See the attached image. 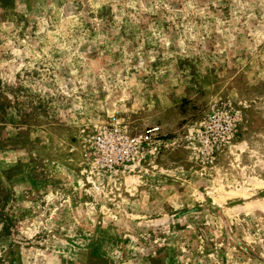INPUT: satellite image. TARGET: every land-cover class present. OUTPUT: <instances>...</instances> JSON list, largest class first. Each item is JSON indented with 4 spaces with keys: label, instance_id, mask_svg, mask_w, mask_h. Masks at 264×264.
I'll return each mask as SVG.
<instances>
[{
    "label": "rangeland",
    "instance_id": "obj_1",
    "mask_svg": "<svg viewBox=\"0 0 264 264\" xmlns=\"http://www.w3.org/2000/svg\"><path fill=\"white\" fill-rule=\"evenodd\" d=\"M108 124L160 145L104 173ZM0 264H264V0H0Z\"/></svg>",
    "mask_w": 264,
    "mask_h": 264
},
{
    "label": "built area",
    "instance_id": "obj_2",
    "mask_svg": "<svg viewBox=\"0 0 264 264\" xmlns=\"http://www.w3.org/2000/svg\"><path fill=\"white\" fill-rule=\"evenodd\" d=\"M213 117L203 126L197 138V156L206 163L235 139L240 114L225 104L217 108ZM157 131L158 128H151L138 137L129 134L118 124L95 126L88 134L89 160L107 174L133 168L146 160L149 154H154L160 145Z\"/></svg>",
    "mask_w": 264,
    "mask_h": 264
}]
</instances>
